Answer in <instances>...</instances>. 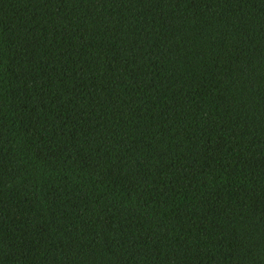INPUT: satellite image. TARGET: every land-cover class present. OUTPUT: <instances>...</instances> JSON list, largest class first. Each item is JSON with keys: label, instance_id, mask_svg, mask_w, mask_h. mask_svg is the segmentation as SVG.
<instances>
[{"label": "trees", "instance_id": "trees-1", "mask_svg": "<svg viewBox=\"0 0 264 264\" xmlns=\"http://www.w3.org/2000/svg\"><path fill=\"white\" fill-rule=\"evenodd\" d=\"M0 264H264V0H0Z\"/></svg>", "mask_w": 264, "mask_h": 264}]
</instances>
